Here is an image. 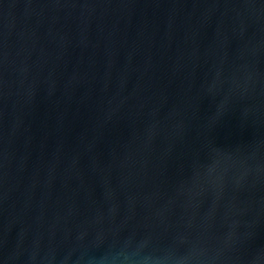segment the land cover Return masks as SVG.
I'll return each mask as SVG.
<instances>
[{
    "label": "water",
    "instance_id": "1",
    "mask_svg": "<svg viewBox=\"0 0 264 264\" xmlns=\"http://www.w3.org/2000/svg\"><path fill=\"white\" fill-rule=\"evenodd\" d=\"M0 264H264V0H0Z\"/></svg>",
    "mask_w": 264,
    "mask_h": 264
}]
</instances>
